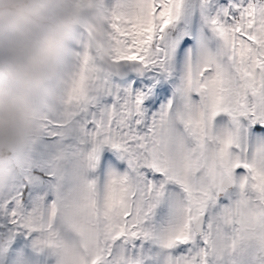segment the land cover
<instances>
[{
  "label": "snow or ice",
  "instance_id": "snow-or-ice-1",
  "mask_svg": "<svg viewBox=\"0 0 264 264\" xmlns=\"http://www.w3.org/2000/svg\"><path fill=\"white\" fill-rule=\"evenodd\" d=\"M92 2L0 165V264H264V0Z\"/></svg>",
  "mask_w": 264,
  "mask_h": 264
},
{
  "label": "clouds",
  "instance_id": "clouds-1",
  "mask_svg": "<svg viewBox=\"0 0 264 264\" xmlns=\"http://www.w3.org/2000/svg\"><path fill=\"white\" fill-rule=\"evenodd\" d=\"M99 16L92 0H0V165L29 146L62 64Z\"/></svg>",
  "mask_w": 264,
  "mask_h": 264
}]
</instances>
